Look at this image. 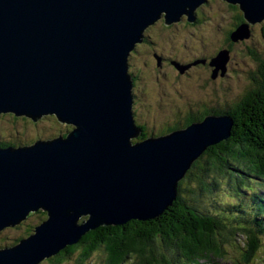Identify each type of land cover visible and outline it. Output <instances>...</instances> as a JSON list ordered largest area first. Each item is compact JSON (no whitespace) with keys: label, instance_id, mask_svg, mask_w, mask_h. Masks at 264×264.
<instances>
[{"label":"water","instance_id":"obj_1","mask_svg":"<svg viewBox=\"0 0 264 264\" xmlns=\"http://www.w3.org/2000/svg\"><path fill=\"white\" fill-rule=\"evenodd\" d=\"M206 1L0 0V112L35 121L53 114L73 125L66 136L0 147V230L32 210L49 213L35 235L0 248V264H38L98 226L161 214L194 161L231 135L229 115L209 114L130 141L140 135L131 51L163 12L168 25L184 15L194 22ZM226 1L245 20L232 39L249 38L250 24L264 20V0ZM227 59L221 50L216 71ZM83 214L90 219L79 225Z\"/></svg>","mask_w":264,"mask_h":264},{"label":"trees","instance_id":"obj_2","mask_svg":"<svg viewBox=\"0 0 264 264\" xmlns=\"http://www.w3.org/2000/svg\"><path fill=\"white\" fill-rule=\"evenodd\" d=\"M229 8L240 9L237 4H231V7L229 4ZM200 13L197 9L196 19ZM236 14L237 23L232 29L228 28L231 45L243 42V39L234 41L231 37L245 21L243 12L236 11ZM250 54L256 66L250 71L249 85L236 95V101L227 99L229 101H220L223 107L219 104L209 109L198 108L199 112L189 113L184 119L176 118L168 128H183L193 121H202L209 114L229 115L233 120L231 135L209 146L179 181L177 197L172 203L152 218L129 219L123 224L91 229L76 243L67 245L46 260L56 262L54 264H199L228 257L232 246L240 247L242 251L235 264H243L263 252L264 193L252 196L250 206L243 198L244 194L250 195L253 187L258 188L256 184L264 178V56L252 48ZM223 89L218 88L216 92ZM140 116V113H134L141 132L133 142L166 131H155L156 128H150ZM181 122L184 125H180ZM18 143L24 142L8 140L0 131V147L18 146ZM232 191L233 195L236 193L237 204L228 212L223 202L229 203V200L223 201L222 198L230 197ZM34 214H37V225L49 218V213L42 208ZM17 226L21 227L20 224ZM32 227L29 224L14 242L32 234ZM4 241L5 236H0L1 247L6 245ZM98 251L103 255L97 258ZM210 253L215 258L205 259Z\"/></svg>","mask_w":264,"mask_h":264},{"label":"rangeland","instance_id":"obj_3","mask_svg":"<svg viewBox=\"0 0 264 264\" xmlns=\"http://www.w3.org/2000/svg\"><path fill=\"white\" fill-rule=\"evenodd\" d=\"M227 4L228 1L226 0H207L201 5L203 9L198 16L199 22L194 23L195 25H192V23L189 24L190 21L188 17L186 20L182 18L180 21L168 25L163 16L166 12H163L162 17L156 21V24L149 25L144 30L143 34L157 43L156 46H151L152 48L155 47L157 52L160 55L164 54V56H167L165 57L167 59L172 57L171 63H168L166 59L162 61L159 76H156L157 68L155 67V64H159V60L155 61L156 59L154 58L153 61L148 60L149 66L147 69H144V76L149 78L147 82V93L144 97L139 95V101L137 96H135L136 92L134 93L133 91L137 103L144 106L138 108L141 114L140 118L146 123L148 122L150 128H156L155 131H164L169 125L175 122L176 117L171 111L176 110L177 106L183 109L181 111L184 113L197 110L198 108L199 110L202 108L209 109L221 104L220 101L234 97L236 93L245 90L249 85L250 71L256 66L254 57L250 54V49L252 48L264 56V20L250 24L252 36L232 46L231 59H227L229 61L226 73L227 77L224 81L218 80L214 82L209 77L210 70L208 73V70L205 69H209L210 63H208L207 68L204 69L195 68L196 65H192L190 67L191 73L184 74L183 71L175 65L178 63L177 60L173 59V57H176L181 61L191 62L196 57L205 56L207 58L205 63L211 62L209 61L210 58L216 54V51L221 48L223 41L227 38L228 35L226 32L228 28L232 29L237 23L236 15L238 13L236 14V11L242 12L241 9L235 10L229 8ZM139 43L140 42L136 43V45ZM151 47L146 43H141L140 46L136 47L138 52L135 54V66L141 70L144 67V54L147 53L146 55L149 58V49H151ZM225 63H227V61ZM219 66L224 67V64ZM187 70H189V67ZM220 72L222 73L224 70H220ZM141 84L143 85V83ZM135 85H133V90ZM142 85H139L138 88H142ZM221 87L224 88V90L216 92L217 89ZM160 104L163 105L161 110H159ZM219 107H223V104ZM134 110L133 107V111ZM0 113V115H2L0 119V131L6 135L8 140L13 139V141L24 142L23 144L18 143V145H31L39 139H54L59 135H66L70 131L69 129L73 128L70 127L71 125L68 123L59 121L53 114H45L38 121H35L32 117H28L27 115L17 116L12 111ZM141 141L142 140L137 141V143ZM252 189H255V187ZM233 193L232 191L230 197H224L222 200L225 201L228 199L233 201L235 199ZM251 193H253V191ZM244 203L250 205V202L244 201ZM38 211L39 209L32 210L30 216L22 221L24 224H20L21 227L17 225V227H5L0 235L6 238L3 244H5V242L7 244L14 243V240L23 234V231H25V228L29 224L33 225L32 228L34 229L33 234L29 236L35 235L37 233L36 228L38 226V220L37 214L34 213ZM89 219V216L87 217L86 214H83L79 217L78 224L82 225L83 221L87 222ZM227 248L228 247H226V249ZM228 252L229 256L222 258L223 261L213 259L212 262L205 261L201 264H233V262L235 264L242 251L240 252V247L233 248L231 246ZM100 254L103 255V252L98 251L96 257H100ZM207 258L215 257L210 253L205 259ZM44 260L45 259L38 264L56 263ZM263 262L264 250L262 253H259L255 259L250 261L248 259L244 264H264Z\"/></svg>","mask_w":264,"mask_h":264},{"label":"flooded vegetation","instance_id":"obj_4","mask_svg":"<svg viewBox=\"0 0 264 264\" xmlns=\"http://www.w3.org/2000/svg\"><path fill=\"white\" fill-rule=\"evenodd\" d=\"M229 4H230V7H231V3H229L228 2V6H229ZM233 6H235V5H233ZM202 9H203V6H200L199 7V9H198V11L200 10V11H202ZM186 18L187 17H183V20L185 19L186 20ZM197 22H199V19H197L195 22H189V24L190 23H192V25H195L194 23H197ZM156 24V23H155ZM228 33H230V31L229 30H227V32H226V34L228 35ZM151 39V38H150ZM149 38H147L145 35H144V38H143V40L139 43V44H137L136 45V47H138V46H140L141 45V43H146L149 47H151V46H156V42H154V41H152V39L150 40ZM232 46H233V44L231 45V43H230V41L228 40V36H227V38L223 41V44H222V46H221V48L218 50V51H216V54L213 56V57H211L210 58V60L209 61H211V62H206L205 63V61H206V57L204 56V57H196V58H194V60H192L191 62L190 61H181V60H179L178 58H176V57H173V59H175V60H177V62H178V65L180 66H183L184 67V71H183V73L184 74H187V73H191L190 71H191V69H190V67L192 66V65H196V67L195 68H200V69H204V68H207V65H208V63H210L209 64V69H205V70H208V73H209V70H210V78L214 81V82H217L218 80H221V81H224V80H226V77H227V75H226V73H227V70H228V63H229V61L227 60V63H225L224 64V69L222 68V69H219L218 71H216V65H214V64H212V61L216 58L215 56H217L218 55V53L221 51V50H223V49H227V48H229V49H227L228 51H229V60L231 59V52H232V50H233V48H232ZM163 49H164V47H163ZM133 53H132V56H131V58H130V63H129V71H130V73H131V78L133 79V85H135V83H136V85L134 86V93L136 92V95L135 96H137V98H138V100L140 101V97H139V95H141V96H145L146 95V90H147V82H148V77L147 76H144V74H145V72H144V69L146 68L147 69V67L149 66V62H148V60L149 61H153V58L154 59H156L155 61H157V60H159V64H155V67L157 68V73H156V76H159L160 75V69H161V67H162V61L163 60H167V62L168 63H171V60H172V57H170V59H167V58H165V57H167V56H164V54H162V55H160L158 52H157V50H156V48L155 47H151V49H149V52H150V57L148 58L147 57V53L146 54H144V63H143V68H142V70L141 69H139L138 67H136L135 66V62L136 61H134V59H136V57H135V54H137V48H135L134 49V51H132ZM173 55V54H172ZM178 57V56H177ZM215 57V58H214ZM190 62V63H189ZM189 63V64H188ZM176 65V64H175ZM226 66V67H225ZM175 67V66H174ZM189 67V70H187V68ZM230 67V66H229ZM137 69H139V70H137ZM220 70H224V72H220ZM153 71V70H152ZM216 72V73H215ZM153 73H154V71H153ZM195 75V74H194ZM134 77V78H133ZM210 79V80H211ZM135 82V83H134ZM141 83H143V85L141 84ZM139 85H142V88H138L139 87ZM137 87V88H136ZM137 89V90H136ZM224 90V89H223ZM238 93H236L235 94V96L234 97H231L230 98V101H236V95H237ZM227 100V99H226ZM225 100V101H226ZM227 101H229V100H227ZM138 106V107H137ZM142 105H140L139 103H137V101L135 100L134 101V103H133V107H134V113H140L139 112V109L138 108H140ZM146 106V105H145ZM136 107H137V109H136ZM142 107H144V106H142ZM159 108H160V110L163 108V105H161L160 104V106H159ZM177 109L176 110H172L171 112L173 113V115L176 117V118H182V119H184L185 118V116L187 115V114H189V113H197V112H199V110H191V111H188L187 113H184V112H182L181 110H183V109H181L179 106H177L176 107ZM138 111V112H137ZM202 111H204V110H202ZM202 113V112H201ZM200 113V114H201ZM139 115V114H138ZM190 115V114H189ZM198 119H199V116H198ZM198 119H196V120H198ZM148 123V122H147ZM180 125H184V123L183 122H181L180 123ZM172 126V125H171ZM171 126H168L165 130H167L168 128H170ZM164 130V131H165Z\"/></svg>","mask_w":264,"mask_h":264},{"label":"clouds","instance_id":"obj_5","mask_svg":"<svg viewBox=\"0 0 264 264\" xmlns=\"http://www.w3.org/2000/svg\"><path fill=\"white\" fill-rule=\"evenodd\" d=\"M198 9H199V8H198ZM196 11H197V10H196ZM183 17H187V16L184 15ZM183 17H182V18H183ZM196 20H197V19H196ZM196 20H195V21H196ZM195 21H194V22H195ZM155 23H156V22H155ZM155 23H154V24H155ZM250 37H251V36H250ZM250 37H249V38H250ZM129 72H130V71H129ZM130 74H131V73H130ZM133 91H134V90H133ZM133 95H134V93H133ZM159 110H160V109H159ZM193 122H194V121H193ZM189 125H190V124H189ZM169 126H171V125H169ZM187 126H188V125H187ZM187 126H185V127H187ZM185 127H183V128H185ZM178 129H181V128H178ZM174 130H177V129H175V128L172 129V130L167 129V130H166L165 132H163L161 135H167V134L171 133V132L174 131ZM161 135H159V136H161ZM150 137H153V136H150ZM155 137H157V136H155ZM29 216H30V213H29L28 217H29ZM28 217H27V218H28ZM19 224H21V223H19ZM30 235H31V234H30ZM24 238H25V237H24ZM20 241H21V240H20ZM20 241H19V242H20ZM19 242H17V243L14 242V243H12V244H7V243H6L5 246H3V247L0 246V248L11 247V246L17 245ZM46 259H48V257L45 258V260H46ZM45 260H44V261H45Z\"/></svg>","mask_w":264,"mask_h":264},{"label":"bare ground","instance_id":"obj_6","mask_svg":"<svg viewBox=\"0 0 264 264\" xmlns=\"http://www.w3.org/2000/svg\"><path fill=\"white\" fill-rule=\"evenodd\" d=\"M232 4V3H231ZM233 5H235V4H233ZM257 23V22H256ZM134 103V102H133ZM69 125H72V124H69ZM72 127H73V125H72ZM139 128V127H138ZM140 129V128H139ZM59 136H61V135H59ZM132 138V137H131ZM130 138V141L132 140L133 141V138L131 139ZM243 206V205H242ZM5 228V227H4ZM3 228V229H4ZM3 229L2 230H0V232H2L3 231ZM229 255V254H228ZM246 255V254H245ZM217 259V258H216ZM218 261H223V259H218ZM264 263V262H263ZM259 264V263H258Z\"/></svg>","mask_w":264,"mask_h":264}]
</instances>
